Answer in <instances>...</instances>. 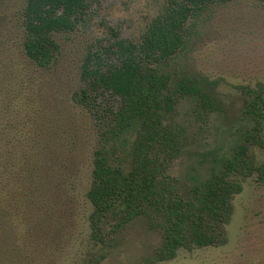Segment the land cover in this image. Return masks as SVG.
Instances as JSON below:
<instances>
[{"label": "rangeland", "instance_id": "1", "mask_svg": "<svg viewBox=\"0 0 264 264\" xmlns=\"http://www.w3.org/2000/svg\"><path fill=\"white\" fill-rule=\"evenodd\" d=\"M164 1L94 4L75 32L59 38L61 74L39 70L23 54L24 0H0V264H151L160 235L146 217L131 220L105 245L90 238L91 206L84 192L91 169L93 117L68 112L80 125L78 141L84 145L76 199L63 206L65 212L53 201L51 144L57 126L73 129L72 120L56 113V95L66 94L75 83L87 46L103 38L107 26L139 41ZM164 70L175 78L195 76L214 82L216 110L200 114L194 102L184 99L166 117L181 139L166 173L178 191L188 190L214 169L220 170L224 158L243 142L238 86L264 85V6L258 0H230L200 10L189 20L185 47ZM99 104L105 109L119 100L107 96ZM248 154L253 162L264 163V148L252 144ZM240 183L241 190L231 201L223 246L181 248L172 260L157 264H264V183L254 174Z\"/></svg>", "mask_w": 264, "mask_h": 264}, {"label": "trees", "instance_id": "2", "mask_svg": "<svg viewBox=\"0 0 264 264\" xmlns=\"http://www.w3.org/2000/svg\"><path fill=\"white\" fill-rule=\"evenodd\" d=\"M100 1L24 0L20 10L23 54L39 70L62 74L59 38L75 32ZM227 1L165 0L139 41L107 26L106 35L95 39L81 56L70 90L66 94L57 91L56 113L72 120L73 129L64 125L55 129L53 201L64 212V205L75 202L84 144L78 141L80 125L73 116L84 113L94 120L89 130L93 143L84 198L91 206L88 223L96 245H105L111 234L141 216L160 235L151 264L172 260L181 248L223 246L231 201L241 190L240 179L254 174L264 183V163L248 156L250 145L264 148V85L260 83L238 86L243 142L224 158L220 170L214 169L204 180L180 191L166 173L181 147L167 115L184 99L194 102L200 114L213 112L217 105L211 93L213 81L175 78L164 65L185 47L189 20L207 6ZM258 1L264 6V0ZM107 96L119 104L101 108L100 98ZM69 110L74 112L72 117Z\"/></svg>", "mask_w": 264, "mask_h": 264}]
</instances>
